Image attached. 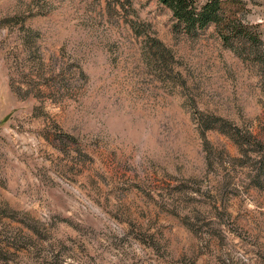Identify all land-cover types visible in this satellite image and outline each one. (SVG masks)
Masks as SVG:
<instances>
[{"label":"rangeland","instance_id":"1","mask_svg":"<svg viewBox=\"0 0 264 264\" xmlns=\"http://www.w3.org/2000/svg\"><path fill=\"white\" fill-rule=\"evenodd\" d=\"M242 1L241 57L157 0H0V264H264Z\"/></svg>","mask_w":264,"mask_h":264},{"label":"trees","instance_id":"2","mask_svg":"<svg viewBox=\"0 0 264 264\" xmlns=\"http://www.w3.org/2000/svg\"><path fill=\"white\" fill-rule=\"evenodd\" d=\"M171 12L172 30L188 38L200 36L213 27L222 43L242 57V47L248 43L255 49L262 46L260 35L243 24L245 10L242 0H157ZM252 141L249 140V144Z\"/></svg>","mask_w":264,"mask_h":264}]
</instances>
